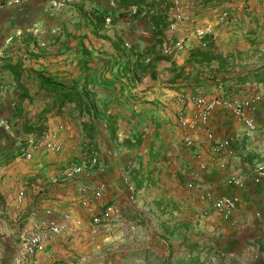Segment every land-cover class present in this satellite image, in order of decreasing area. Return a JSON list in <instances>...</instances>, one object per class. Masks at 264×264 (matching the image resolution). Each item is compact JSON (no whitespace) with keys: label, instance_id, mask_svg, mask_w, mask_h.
<instances>
[{"label":"crops","instance_id":"0c3cea01","mask_svg":"<svg viewBox=\"0 0 264 264\" xmlns=\"http://www.w3.org/2000/svg\"><path fill=\"white\" fill-rule=\"evenodd\" d=\"M21 1L18 5L0 11V134L3 136H0V144L8 142L6 132L12 131L7 126L9 122L16 123L15 128L18 129L25 126L26 118L44 114L48 99L43 101L38 98L50 97L51 102L57 100L55 93L41 88L40 78L68 88L80 87L84 82V74L81 72L83 64L89 69H98V76L106 70L101 76L103 79L110 77L111 71L116 70L117 66H113L112 62L118 58V54L112 48L111 40L120 38L125 41L127 48L132 46L139 50L153 42L151 28L146 19H141L142 14L136 15L135 8L117 10L116 5H111L114 0H70L60 9L52 6L53 0ZM152 1H161L162 5L168 6L165 14L166 21L170 24L165 32L163 51L167 52L168 38L185 37L187 45L185 49L169 54L175 63V71L171 70L170 62L162 61L156 65L154 78L146 76L141 82L131 83L126 91L128 97H123V109L120 108L121 105H105V97L101 101L103 105L99 109L106 107V114L119 117L116 137L123 143V169L130 164L136 168L139 165V170L134 176L140 188L134 205L135 222L123 221V234L129 236L131 241L135 235L131 232L134 229L138 232L141 225L145 226L146 223L147 227H153L154 231L162 236L157 239L163 243L158 245L162 246L160 254L164 253V260L202 262L207 257L202 249H223V236L229 237L230 231L236 228L246 236L241 244L247 240L253 243L257 240L254 251L261 249L259 258L254 260L239 246L236 262L264 264V181L254 184L250 174L256 162L264 161V73L254 76L257 71L254 75L244 71L260 66V70L264 71V49H259V55L262 56L260 61H244V56H257L258 52L253 51L255 46L251 47L245 39L241 40V36L252 40L255 35L247 33L248 29L244 28V16H239L237 12V16L234 14L230 22L217 25L219 12L215 13L213 8L219 1L182 0L189 4L188 13H196L195 24L187 23L182 27L171 24L173 17L169 10V0ZM96 13L109 15L105 28H95L93 17ZM260 13L264 14V10ZM204 25L215 28V40H199L193 34L196 26ZM195 48L212 49L222 56L226 67L219 69V62L215 61L203 67H186L181 70L190 52ZM108 62L110 65H105ZM233 64L237 68H231ZM12 67L15 68V73L11 71ZM244 77L247 78L246 81L241 80ZM90 81L93 80H88V88L93 85ZM120 81L126 83L123 78ZM17 83L22 85L21 88L17 87ZM119 85L117 82L116 86ZM195 90H201L209 96L232 93L243 95L250 90L251 94H260L261 101L255 115L257 131L252 139H246L242 126L223 110L215 111L210 118V128L215 139L232 140L233 156L211 155L203 135L196 139V146L192 151L182 146L177 119L184 104L178 96L183 91ZM97 92L102 94L104 90L97 88ZM20 97H31L32 100ZM102 113L103 110L99 112V117ZM79 116L75 104L68 103L59 114L50 116L44 125L60 123L69 129V125L73 127L74 122H79ZM34 119H30L27 124H31ZM102 126L106 129V134V123ZM79 130L82 132L81 128ZM27 136L30 139L35 135ZM135 138L140 141L136 146H132L134 144L129 143H135ZM76 142H79L78 134ZM149 150L158 156L149 160ZM199 159L205 161L206 170L198 168ZM60 165L62 166L42 161L35 168L37 173H45L47 180L44 183L55 182L60 180V176L53 171ZM232 175L243 178L246 186L244 190L226 188L225 180ZM31 176H35L34 173L26 178ZM188 182H193L201 188L200 190L210 191L216 196L238 194L243 204L235 215L237 227L230 226L234 230H228L222 226L223 222L209 216L208 212L204 215L207 205L199 202L195 194L191 195L184 189V183ZM76 198V189L57 188L55 192L47 193L46 197L42 196L39 203L58 212L64 211L63 205L68 204V210L84 219L85 214L81 212ZM39 206L40 204L30 207L26 214ZM256 211L261 212V218L255 217ZM27 215L20 221L24 231L32 227ZM240 236V233H236L231 239H238ZM67 238L68 236L59 239ZM59 239L48 243L43 251L36 255L35 262L44 261L43 252H52L53 243ZM149 240L148 243L155 245L152 239Z\"/></svg>","mask_w":264,"mask_h":264},{"label":"rangeland","instance_id":"374dc122","mask_svg":"<svg viewBox=\"0 0 264 264\" xmlns=\"http://www.w3.org/2000/svg\"><path fill=\"white\" fill-rule=\"evenodd\" d=\"M216 1H219V3L213 8L215 13L219 12L221 9L231 10V18L228 22L231 21L236 12L239 16H244V28L248 29L247 33L255 36L252 40L241 36V40L245 39L246 43L251 45V47L255 46L253 51L256 53L258 52L257 56L254 54L249 57L244 56V61H260L262 56L259 55V49H264V14H261L260 11L264 10V0ZM261 5L263 6L259 8V11H256ZM195 14L191 12L193 24H195ZM253 30H255V32ZM235 67L236 65L234 64L231 66V68ZM261 68L262 66H260V68L244 69V71L253 75L257 71V74L260 75L264 73V71L260 70ZM232 74L233 71L230 72V75ZM249 92H251V90L243 95L232 93L227 95L223 94V96L242 98L249 96L251 94ZM38 99L43 101L48 99L47 107L42 116L39 115L30 118H35L30 125L36 124L37 126H42L41 128H45L46 125H44V123L47 122L48 118L56 115V104H54V100L51 102L50 97ZM52 103L54 104L53 106ZM114 106L119 107V105ZM122 107L123 105H121L120 108L123 109ZM116 117L119 120V117ZM30 119L26 118L25 126L18 127V129L15 128L16 123L12 121L9 122L7 126H9L12 131L10 133L6 132L9 137L8 142L5 141L4 144H0V264H239L236 262V257L238 255L236 252L240 251V248H242L244 252H247L252 259L256 260L259 258L261 249H258V258H254V245L257 243V240H255L254 243L253 241L247 240V242L241 244L240 242L244 238L246 239V236L241 233L240 230L236 228L234 230L224 223H222L223 227L228 228V230L233 229L234 231H230L231 234H228L229 237H227L226 234L225 237L223 236V249L203 248L202 251L206 253L207 257L206 260L202 262L197 260L189 262H184L183 260L175 262H173V260H164V253H162L163 255L160 254L162 246L158 245L163 243L157 239V237L162 236L159 232H155L153 227H147L146 223L145 226L141 225L138 232L135 229L131 232L135 233V235H133L134 237H132L130 241L129 236L123 234V221H125V223L135 222L134 205L137 200L132 203L126 202L123 179L128 175L133 178L134 175H132V173L135 166L130 164L123 169V148L121 146L123 143L118 141L117 137L112 139L109 135V131L105 134L106 129L102 126L105 122H101L100 119L97 123L101 133L97 138V144H87L86 138L79 130L81 123V119L79 118V122H74L73 127L69 125V129L63 124L66 130L61 136L63 151L60 154L47 156V154L40 151L32 161H25L23 153L27 148V142L29 140L25 128L28 125L27 123L31 121ZM88 119L86 115L83 116V120L87 121ZM121 120H123V118H121ZM102 121L104 120L102 119ZM55 124L56 123H53V125ZM107 130H109L108 127ZM16 133L18 134L17 136ZM39 134L40 133H37L35 136ZM77 134L79 136V142H76ZM0 136L3 137L2 134H0ZM193 149L194 147L190 149V151ZM114 153H117L116 158L112 157ZM93 156H99L108 167L103 176L107 181V190L102 200L95 202V204L98 210L106 203L118 206L121 210L120 217L116 222L107 225L105 228H99L96 234L89 232L88 217L86 215L84 219L81 217L83 220V228L78 236H70L67 239L55 241L53 243L54 250L52 252L51 250H49V252H43L44 261L38 262L37 260L35 262V260L32 259L31 263V261L25 258L21 249V237L26 233V231H24L25 228H23L20 223L21 219L26 217V213L30 207L37 206L38 204H40L39 207L43 206V203H39L42 196L45 195L46 197L47 193H53L57 188L62 190H75L84 184L92 185L97 179L96 175H93L91 181H86L81 178L63 180L62 172L66 167L77 163H85L88 168L90 166L88 161ZM42 161L55 163L57 165L62 164L59 168L55 167L53 171L55 174L58 173L60 180L44 183L47 180L46 175H44L45 173L42 172V174H39L36 172L35 168V166ZM31 173H34L35 176L26 178V176ZM41 178H44V180ZM38 179H41V181L37 182ZM134 184L138 189V182L135 181ZM186 184L187 183H184L183 187L191 195H196L201 189L195 184L197 189L187 190ZM21 191L24 192V196L22 202L19 203L17 202V196ZM50 198L51 197H49V199ZM58 209H60V207H58ZM65 209H70V206L68 204L63 205V210ZM81 212L84 211L82 210ZM147 222L149 223V221ZM236 233L241 234L240 238L231 239ZM149 239H152L155 245L148 243V241H150ZM226 248H229V250ZM230 254L233 256H230ZM143 257H145V259H143Z\"/></svg>","mask_w":264,"mask_h":264},{"label":"built area","instance_id":"2783aa9c","mask_svg":"<svg viewBox=\"0 0 264 264\" xmlns=\"http://www.w3.org/2000/svg\"><path fill=\"white\" fill-rule=\"evenodd\" d=\"M70 0H53L52 6L60 9L67 5ZM21 0H0V11L20 4ZM169 10L173 20L171 24H177L178 27L187 23H193V18L188 13L189 4L182 0H169ZM114 7V2H111ZM231 10L221 9L217 16V25L228 23L231 18ZM193 34L199 39L206 38L215 40L217 32L213 26H196ZM187 39L185 37L168 38L166 40L167 52L179 51L185 49ZM184 104L177 119V125L180 130L181 144L186 149H192L196 146V139L204 136L205 143L208 145L209 153L214 156H233L232 140L229 138L216 140L210 128V118L215 111L223 110L228 113L237 124L243 128V136L246 139H252L257 131L255 115L257 113L261 96L254 93L246 97L230 96H209L201 90L192 92L183 91L178 96ZM65 126L56 123L53 126H46L38 136H32L27 142V148L23 153L25 161H32L36 154L42 151L47 156L58 155L63 151L61 136L65 133ZM117 157V153L112 155ZM87 168L85 163L72 164L66 167L62 172L63 180H73L76 178L91 181L93 175L97 179L92 185L84 184L76 189L77 203L88 217L89 232L96 234L99 228H105L114 223L120 217V208L116 205L106 203L100 210L95 202L101 201L107 190V181L103 178L108 167L99 156H93L89 161ZM206 163L199 159L198 168L206 170ZM91 169V170H90ZM251 180L254 184H260L264 181V161L256 162L251 170ZM123 185L126 195V202L132 203L137 200L138 189L135 187L131 176H125ZM225 186L228 189L242 191L245 189V182L239 175L229 176L225 180ZM188 190H195L197 186L193 182L186 184ZM24 192H19L17 202L21 203ZM196 198L202 204L207 205L204 215L212 216L214 219L226 223L229 226L237 227L235 219L236 212L243 204L238 194L214 195L210 191H198ZM208 212V213H207ZM256 218H261L259 211L255 212ZM27 220L32 223V227L21 237V249L25 258L32 261L38 253L43 251L45 246L61 237L80 234L83 228V220L77 217L71 210L61 212L55 211L50 206H41L33 208L27 215ZM230 256H233L230 254ZM259 253L255 251L254 258H258Z\"/></svg>","mask_w":264,"mask_h":264},{"label":"trees","instance_id":"16d2710c","mask_svg":"<svg viewBox=\"0 0 264 264\" xmlns=\"http://www.w3.org/2000/svg\"><path fill=\"white\" fill-rule=\"evenodd\" d=\"M117 10H128L130 8H135V14L141 15V19H146L151 28L153 35V42L146 45L142 49H135L130 46L127 48L125 46V41L119 39L111 40L112 48L117 52V59L112 62L113 66H117L115 71H111L110 77L101 78L105 71L100 72L98 76V69H89L86 64L81 67V72L84 74V82L80 87H64L61 84L55 83L49 80H43L40 78V86L42 89H47L50 93H55L58 97L54 100L56 104V113L59 114L62 108L68 103H74L81 119L80 128L82 130L83 136L86 138L87 144H97V138L101 131L99 130L98 121L105 120L108 127L109 135L112 139L116 137L117 133V118L112 114H106V107L100 108L103 103L102 99L105 97L107 102L105 105H123V97H128L126 91L131 83L141 82L146 76L151 78L155 77L156 65L159 62L165 61L171 63V70L175 71V63L172 60V52H164L163 43L165 42V32L168 29L169 22L166 21V11L168 6L162 5L161 1L152 0H114ZM108 14L96 13L93 17L94 26L96 29L100 30L105 28L106 18ZM140 19V20H141ZM138 20V22L140 21ZM112 21H110L111 23ZM113 25V23H111ZM123 60L121 61V59ZM219 62V69L226 67L224 65V59L221 55L215 53L212 49H193L189 57L186 59L181 70L186 67L196 68L197 66L203 67L205 65H210L212 62ZM86 63V62H84ZM105 65H110V62ZM224 65V66H223ZM11 71L15 73V68L12 67ZM200 71V70H199ZM197 71V72H199ZM113 75V76H111ZM254 76H258L255 74ZM100 78V80H98ZM123 78L126 83L120 81ZM91 79L89 83H93L90 88H88V80ZM242 81H246L247 78H241ZM117 82L120 84L116 86ZM122 82V83H121ZM21 84L17 83V87L21 88ZM97 88L104 90L102 94H98ZM31 97H20V99ZM122 100V101H121ZM120 101V102H119ZM121 103V104H120ZM104 111L101 117H99V112ZM88 116L87 121L83 120V116ZM44 128L35 125H27L25 132L27 135H36L41 133ZM135 136V135H134ZM133 136V137H134ZM140 139L135 138V143L132 146H136ZM158 155L152 154L151 150L148 151V159L152 160ZM139 163V162H138ZM139 165L133 170V175L136 176V172L139 170ZM133 176V178H134ZM132 180L135 182V178Z\"/></svg>","mask_w":264,"mask_h":264}]
</instances>
